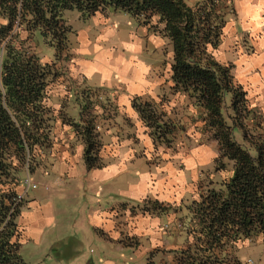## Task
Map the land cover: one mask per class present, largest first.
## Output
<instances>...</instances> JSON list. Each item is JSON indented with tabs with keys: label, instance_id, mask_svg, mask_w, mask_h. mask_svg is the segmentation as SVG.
<instances>
[{
	"label": "trees",
	"instance_id": "1",
	"mask_svg": "<svg viewBox=\"0 0 264 264\" xmlns=\"http://www.w3.org/2000/svg\"><path fill=\"white\" fill-rule=\"evenodd\" d=\"M108 8L143 18L149 27L158 17L171 44L170 90L185 94L203 110L205 129L218 145L214 172L221 171L223 160L232 162L228 179H202L198 198L180 208L179 226L187 243L158 261L150 253L146 264H241L234 251L237 242L264 237V137L246 92L234 82L233 64L220 63L214 55L226 16L234 14L232 0H202L193 5L185 0H0V16L6 19L0 25V264H29L20 254L22 230L17 224L27 201L25 195L17 199L26 163L32 171L51 143L52 122L56 117L65 120L47 104L48 87L62 76L60 63L69 56L70 28L64 12L74 9L90 16ZM20 30L27 31L26 39L20 38ZM35 32L54 48L52 62H40ZM227 93L232 97L229 106ZM83 98L78 103L80 119L71 126L84 143L86 168H101L98 115L85 116L90 103ZM165 99L134 97L131 101L156 146L173 145L176 138ZM236 129L241 131V141L236 139ZM146 206L153 213L167 211L157 201H147Z\"/></svg>",
	"mask_w": 264,
	"mask_h": 264
},
{
	"label": "crops",
	"instance_id": "2",
	"mask_svg": "<svg viewBox=\"0 0 264 264\" xmlns=\"http://www.w3.org/2000/svg\"><path fill=\"white\" fill-rule=\"evenodd\" d=\"M185 1L193 5L202 0ZM232 4L241 31L240 33L235 31L233 20L226 21L221 42L214 55L220 63L233 64L234 82L241 85L246 92L249 106L255 111H264V35L261 36L264 32V0H232ZM79 16L91 20L90 22L95 26L103 25L101 31L90 36L86 42L75 44L76 31L72 30L65 21L70 28L69 61L66 67H70L76 72L75 75H78V86L100 93L111 107L109 114L98 116L102 118L97 124V130L102 144L99 156L103 166L87 169L84 164V143L71 126V122L79 121L80 110L76 103H70L72 93L62 86L65 81L62 75L50 83L47 104L54 115L63 111L70 120L63 117L65 118L63 121L62 118L56 117L52 122L51 143L47 149L41 151L34 170H39L41 161H44L42 164L44 165L51 158L53 159L50 163L52 174L67 179L69 184H74L73 179L78 175L76 166L81 155L84 169L95 177L101 176L100 178L110 180L108 190L117 193L116 197L118 196L105 208L95 206L88 209L85 219L99 240L109 241L110 244L120 242L124 246H132L140 250L143 248L148 253L146 259L154 251L159 252L155 259L165 253L171 254L170 250L183 246L182 235L186 234L179 226L180 208L184 210L187 204L198 198L202 179L217 178L220 174V171L214 172L213 168V161L218 156L217 142L210 138V133L206 131L203 115L200 117L199 130L200 134L206 137L205 141L188 147L185 152L174 151L164 145L156 146L147 127L132 107L131 101L134 97L159 101L165 96L164 109L168 119L174 120L179 114L176 120H180L182 126L196 125L198 110H201V113L203 111L194 106L185 94L172 93L170 90L171 44L163 35L161 31L163 24L158 21L157 16L153 18L151 27L144 23L143 18L109 8L90 16H82L79 13ZM130 17L138 22L139 27L136 31H129L120 25L121 22L129 24ZM5 23L6 19L0 16V25ZM112 27L122 38L118 44L110 42L112 34L108 29ZM89 29L90 27L86 26L87 32ZM246 33L249 36L243 43L256 49L255 52L251 50L252 53H245L242 45L239 44L242 41L240 37ZM36 34L39 35L37 32L33 33V39ZM19 36L21 39H26L28 33L20 30ZM39 38L45 45H49L40 35ZM36 45L34 49L38 54V44ZM148 47L162 52L160 64L159 62L150 64L145 58H141ZM54 57L55 50L50 57L46 55L40 57V62L50 63ZM71 73V78L75 79L76 76ZM56 84L58 86L53 89ZM231 98V94L227 93L226 105L229 106ZM63 100L64 104H62ZM69 105L74 107V113L67 110ZM118 116H124V124L114 122ZM262 117L261 130L264 132V115ZM235 136L241 137V131L236 129ZM79 143L83 146L77 147L76 156L75 146ZM36 151L40 152L39 149ZM30 188L35 187H29L27 191ZM23 190L22 185L20 192ZM24 199L27 201L24 207L33 208L34 211L27 214L32 217L31 228L18 222L23 216L20 211L17 218V224L22 230L20 242L23 237L25 240L28 238L30 230H32L31 237L36 240L38 233L42 231L38 228L39 224L43 227L46 217L35 199L29 200L25 197ZM144 200L157 201L160 205L166 206L167 211L135 214L132 219L131 213L129 214L130 208L140 205ZM132 238H136L137 244H130ZM145 240L149 244L147 248L142 246Z\"/></svg>",
	"mask_w": 264,
	"mask_h": 264
},
{
	"label": "rangeland",
	"instance_id": "3",
	"mask_svg": "<svg viewBox=\"0 0 264 264\" xmlns=\"http://www.w3.org/2000/svg\"><path fill=\"white\" fill-rule=\"evenodd\" d=\"M63 16L72 30L76 31L75 44L86 42L90 36L92 37L96 32L101 31L103 26H95L90 22L91 20L81 18L79 13L74 9L66 10ZM226 17L227 21H234L235 31L240 33L239 21L236 20L235 14L228 13ZM120 25L124 26L129 31H136V28L139 27L138 22L134 18L131 19V17L129 24L121 22ZM86 26L90 27L88 32ZM108 31L112 34L110 36V42L118 44L119 40L122 39L120 34L118 35L116 29L113 27L109 28ZM262 35H264V32L261 36ZM248 36L249 34L247 33L243 34L240 37L242 41L239 42L245 53H250L251 50H254L249 44L245 45L243 43L245 38L246 40L248 39ZM34 40L38 44L37 52H39L38 54L41 58L45 55L47 57L53 55L54 48L45 45L40 40L39 35L36 34ZM255 51L256 49L254 52ZM72 52H74L73 49ZM144 53L145 54L141 55V58H145L150 64H157L158 62L160 64L162 60L161 51L153 50L148 47ZM63 54L65 53L63 52L62 55ZM68 61L69 56L67 61H61L59 70L65 77V81H63L64 85L62 86L66 91L69 90L72 93L70 103H76L79 107V100L81 101L85 96L83 99L88 100L90 103L89 108L85 112V116L88 117L96 114L98 116L107 115L111 107L110 104L106 102L105 97L98 92L78 86L79 77L75 75L76 72L73 69L66 67ZM70 73L76 76L75 79L71 78ZM55 86H58V84L54 85L53 89L56 88ZM111 101L114 103L113 100ZM64 103L63 100L62 104ZM67 110L70 113H74L75 111L72 105H69ZM198 112V122L196 125H183V127L180 124V120H176L180 115L177 114L175 116L172 121L176 125L174 129L176 138L172 141L174 144L167 147L172 148L174 151L185 152L188 147L200 141H205L206 137H203L199 130L201 126L200 117H203L205 114L203 111L201 113V110H198ZM60 113L66 120H70L63 111H60ZM231 114H233V112H231ZM263 115L264 111L262 110L254 113V118L260 123L261 129ZM181 116L183 117V115ZM123 117L124 116H118L117 120L114 122L124 124ZM101 120V117L96 118L97 124ZM254 122L255 121H253V123ZM259 134L264 137V132H262V130ZM236 139L241 141L240 136L236 137ZM82 146V143L75 146L76 156L78 155L77 147L82 148ZM250 152L252 155L255 154L253 150H250ZM51 160L53 159L49 158L48 163L44 165H42L44 161H41L39 170L33 169V171L29 173L31 181L36 182V187L30 188L25 193V198L29 200L35 199L40 206V210L44 212L46 217L44 219V226L42 227V225L39 224L38 228H41L42 231L38 233L36 240L34 237H31L32 230H30L26 240L25 237H23L20 254L24 261L30 264H146L148 253L143 250V248L140 250L132 246H124V244L120 242L117 244H110L109 241L102 242L88 224L87 219H85L88 209L95 206L105 208V206L118 198V196L116 197L117 193L109 192L108 190L110 180L100 178L101 176L95 177L91 172H87L83 167L82 157L79 155L78 164L76 166V171L78 172L77 178L73 179L74 184H69L67 179L58 178L56 175L52 174L50 167ZM222 164L223 168L220 169V174L217 175L218 182L228 179L232 170L231 161L223 160ZM117 180L119 179L117 178ZM47 185L49 187L46 188L45 186ZM112 186H114L113 181ZM149 202L151 203V201ZM146 204L147 200H144L140 205L130 208L129 214L131 213L132 219L135 217V214H143L152 211L148 209ZM32 211H34L33 208L27 209L22 207L21 212L23 216L21 219L19 218L18 222L24 225L26 224L31 228L32 217L27 214H30ZM182 236L184 240L182 239L181 242L185 245L189 239H185V235ZM132 240L133 241H130L131 245L137 244L136 238H132ZM148 245V241L145 240L142 242V246L145 248H147ZM234 251L241 264H250L251 262V264H264V237L258 235L252 238H245L237 242ZM158 253V251H154L152 257L155 258ZM160 258L161 255L157 256L156 261Z\"/></svg>",
	"mask_w": 264,
	"mask_h": 264
},
{
	"label": "built area",
	"instance_id": "4",
	"mask_svg": "<svg viewBox=\"0 0 264 264\" xmlns=\"http://www.w3.org/2000/svg\"><path fill=\"white\" fill-rule=\"evenodd\" d=\"M28 163H29V161L26 163V166H25L26 173H25V175H24V177L22 179V185L24 186V190H23V192L19 193L18 199H17L18 201H20L23 198V196L25 195V193L27 192V189L29 187H36V184L34 182H32L31 179H30L29 172H28V169H27L28 168ZM248 262H250V261H248Z\"/></svg>",
	"mask_w": 264,
	"mask_h": 264
}]
</instances>
